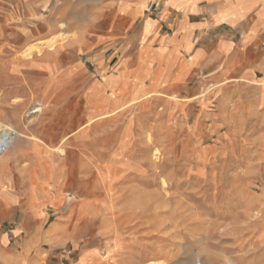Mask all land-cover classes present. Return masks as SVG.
<instances>
[{
	"label": "rangeland",
	"instance_id": "1",
	"mask_svg": "<svg viewBox=\"0 0 264 264\" xmlns=\"http://www.w3.org/2000/svg\"><path fill=\"white\" fill-rule=\"evenodd\" d=\"M90 4L0 0V132L27 136L0 155V264H264V71L145 65L163 1L119 29Z\"/></svg>",
	"mask_w": 264,
	"mask_h": 264
},
{
	"label": "crops",
	"instance_id": "2",
	"mask_svg": "<svg viewBox=\"0 0 264 264\" xmlns=\"http://www.w3.org/2000/svg\"><path fill=\"white\" fill-rule=\"evenodd\" d=\"M103 1L101 6L90 4L81 7L76 13L89 16L105 15L110 17V23H105L104 26L109 25L110 29H113L115 25L114 28L119 29L129 26L130 22L134 24L132 22L141 17L146 7L154 0ZM162 1L160 18L152 19L148 23L145 21V36L148 42L161 44L158 48L152 43L147 46L143 54L145 65L147 59L153 63L161 62L171 54L176 59L174 70L179 73L191 74L195 69H200L202 64L206 67L210 63L216 65L218 73H232L238 68L240 71L246 69L247 74L252 76L257 70L264 71V0ZM164 23L174 30V39H167L160 33L155 34V29L162 28ZM212 32H215V40L211 38L212 35L207 39L206 33ZM182 53L188 54V58L186 57V62L180 65L179 55ZM161 72L167 70L163 68ZM151 79L153 78H147L146 81L150 82ZM151 84L145 88L154 89ZM3 201L6 205L17 202L14 197L7 196H4ZM16 257L18 264H23V259L19 255Z\"/></svg>",
	"mask_w": 264,
	"mask_h": 264
},
{
	"label": "bare ground",
	"instance_id": "3",
	"mask_svg": "<svg viewBox=\"0 0 264 264\" xmlns=\"http://www.w3.org/2000/svg\"><path fill=\"white\" fill-rule=\"evenodd\" d=\"M1 35V34H0ZM3 36V35H2ZM34 49H38V46L34 45L32 48H31V51L34 50ZM35 102V107L34 109L36 108L35 111H32L29 113V114H32V113H43L44 110L47 108V103L46 101L44 100H38V101H34ZM29 112V111H28ZM105 117V116H104ZM19 121L21 122H25L24 118H21ZM92 122V121H91ZM90 124V123H89ZM1 127V126H0ZM82 128V127H81ZM24 138H27V136L24 134V132L16 129L13 125H6L4 127V129L0 132V155H3L7 152H10V151H14L15 149H17L18 147L21 149L20 147V144H21V141L24 139ZM29 138V137H28ZM33 138V137H32ZM53 151H59L62 155L65 154V150L63 148H55V150ZM109 194V193H108ZM111 199V198H110ZM112 206V205H111ZM113 209V208H112ZM112 211V210H111ZM116 211V210H114ZM131 211V210H130ZM128 211V212H130ZM113 212V211H112ZM117 212V211H116ZM111 213V212H110ZM115 213V212H114ZM119 213V212H118ZM135 213V212H134ZM113 214V213H112ZM122 213H120L121 215ZM117 216V215H116ZM115 216V217H116ZM154 216V215H153ZM114 217V218H115ZM116 219V218H115ZM118 219V218H117ZM130 219V218H129ZM147 220V218H145ZM133 220V218H132ZM125 221V220H124ZM130 222V220H129ZM127 224V223H126ZM146 224H143V226H145ZM119 226V225H118ZM156 238V237H154ZM153 238V239H154ZM157 239V238H156ZM171 259V258H170ZM163 263V262H162ZM161 263V264H162ZM151 264H159V262H156V261H153L151 262ZM200 264H203V263H200ZM230 264H234L233 262H230Z\"/></svg>",
	"mask_w": 264,
	"mask_h": 264
}]
</instances>
